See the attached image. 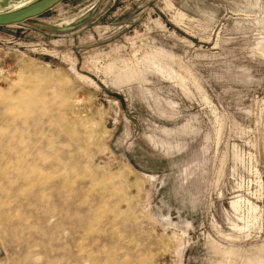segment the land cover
<instances>
[{
    "label": "rangeland",
    "instance_id": "obj_1",
    "mask_svg": "<svg viewBox=\"0 0 264 264\" xmlns=\"http://www.w3.org/2000/svg\"><path fill=\"white\" fill-rule=\"evenodd\" d=\"M0 264H264V0L0 27Z\"/></svg>",
    "mask_w": 264,
    "mask_h": 264
},
{
    "label": "water",
    "instance_id": "obj_2",
    "mask_svg": "<svg viewBox=\"0 0 264 264\" xmlns=\"http://www.w3.org/2000/svg\"><path fill=\"white\" fill-rule=\"evenodd\" d=\"M64 0H34L23 7L0 12V27L12 26L38 18Z\"/></svg>",
    "mask_w": 264,
    "mask_h": 264
},
{
    "label": "bare ground",
    "instance_id": "obj_3",
    "mask_svg": "<svg viewBox=\"0 0 264 264\" xmlns=\"http://www.w3.org/2000/svg\"><path fill=\"white\" fill-rule=\"evenodd\" d=\"M24 6V5H23ZM23 6H20V7H23ZM20 7H18V8H20Z\"/></svg>",
    "mask_w": 264,
    "mask_h": 264
}]
</instances>
